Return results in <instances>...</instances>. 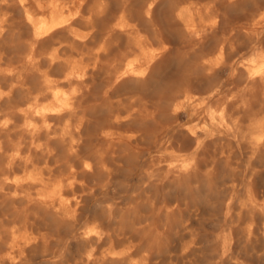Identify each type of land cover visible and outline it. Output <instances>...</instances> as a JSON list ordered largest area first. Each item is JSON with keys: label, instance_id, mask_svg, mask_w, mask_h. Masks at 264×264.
<instances>
[{"label": "bare ground", "instance_id": "1", "mask_svg": "<svg viewBox=\"0 0 264 264\" xmlns=\"http://www.w3.org/2000/svg\"><path fill=\"white\" fill-rule=\"evenodd\" d=\"M174 44L185 51L168 57ZM196 100L198 120L210 108L238 132L253 169L264 154V0H0V264L29 262L62 231L77 251L61 264H160L155 238L190 225L165 203L158 230L149 192L197 175L194 149L168 138ZM183 136L194 148L201 138ZM137 174L131 196L145 217L138 202L116 229L85 215L93 180ZM235 203L242 250L212 264H264V247L246 250L264 240L254 172ZM202 253L190 234L169 264Z\"/></svg>", "mask_w": 264, "mask_h": 264}, {"label": "rangeland", "instance_id": "2", "mask_svg": "<svg viewBox=\"0 0 264 264\" xmlns=\"http://www.w3.org/2000/svg\"><path fill=\"white\" fill-rule=\"evenodd\" d=\"M184 51V45L174 44L167 56L173 57ZM249 54V52L243 53L240 58L246 57L245 61L250 62L253 56ZM221 95L222 93L213 96L211 102ZM200 102L201 100H196L189 103L185 113L181 116L180 125L168 129L170 140L177 139L185 147L194 149V155L199 160L197 175L187 182L174 180L170 185L165 184L163 179L159 178L149 192L155 204L153 220L158 230L160 220L164 216L163 205L165 203L177 205L178 210L173 216L180 223L186 221L190 225L187 230H182L178 224L168 230L165 235L155 238L152 251L160 255V259L158 258L161 261L160 264H169V255L178 253L181 244L189 239L190 234L196 236L203 250L201 255L194 257L193 264H212L217 257L220 258L227 252L242 250V244L235 242L238 231L230 225V220L237 213L235 202L242 198L247 185V176L249 177L252 172L255 173V187L264 186V154L251 169L248 164L247 149L233 127L219 118L218 114L210 108L205 116L197 119L196 105ZM191 128L197 130L201 137L195 148L192 140L181 137L182 131ZM222 148L226 150V153L228 152L230 159H224L220 154ZM162 154V151L155 153L157 157ZM138 175L134 178L119 175L113 182H106L104 176L93 180L91 186L95 189V195L89 202L85 215L94 211L105 222L107 228L116 229L119 224L117 225L114 220L123 213V209L132 203H140V199H133L131 196ZM233 182L237 183L235 197L230 198ZM143 206V203L139 204L138 208L141 211L137 212L136 220L139 216L145 217L148 214V209H144ZM123 215L128 214L123 213ZM58 237L60 239L58 243L51 244L45 253L23 264H61L65 256H70L77 251V247L67 244L68 235L64 231ZM141 240H145L144 235ZM251 247L263 248L264 240L260 239L252 243L246 247V250Z\"/></svg>", "mask_w": 264, "mask_h": 264}]
</instances>
